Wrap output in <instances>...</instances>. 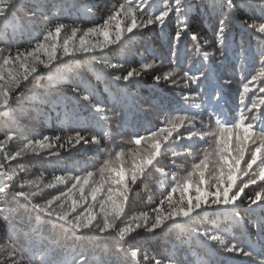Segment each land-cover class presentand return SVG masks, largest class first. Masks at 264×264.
Segmentation results:
<instances>
[{
	"label": "trees",
	"instance_id": "16d2710c",
	"mask_svg": "<svg viewBox=\"0 0 264 264\" xmlns=\"http://www.w3.org/2000/svg\"><path fill=\"white\" fill-rule=\"evenodd\" d=\"M123 2L125 0H22L24 6L10 12L8 20L0 23V65L3 62V55L9 52L14 55L17 49L31 48L56 23H64L67 26L61 39L69 36L73 28L81 30L79 36L86 29L103 24L113 6ZM137 2L138 0H132L133 4ZM190 3L195 7L188 20L189 34L183 36L180 42L181 50L176 64L180 67L181 74L172 78L176 80L174 84L164 81L163 75L174 66L171 43L178 24L175 15L167 22L163 32L159 28L146 29L143 33H137L125 47L114 45L103 52L97 51L88 56L71 58L67 64L60 61L51 71L41 68L42 75H38L31 82H24L22 99L13 103L12 115L0 114V140H3L8 132L19 133L20 139L43 141L47 136L49 140L43 141L47 147L40 150L39 155L31 153L19 162L25 171L20 173L15 190L37 191L35 187H29L30 181H36L40 185V194L35 198L37 202L44 204L54 200L74 183V180L68 179L69 175L83 176L87 171L99 169L109 153L114 155L115 152L121 151V146L123 151L126 150L128 148L126 143L133 136L147 135L161 127L162 122L172 119L171 112L175 111L180 103L184 104L189 112L191 111L193 101L199 102V98H195L194 93L201 91V85L197 88L183 78L184 67L180 66V63L196 60L191 63L189 69L191 74H197L203 66H208L212 69L210 78L213 76L215 68H220V58L216 57L219 54L216 32L220 20L227 17L228 9L224 8L222 12L221 0H190ZM236 3L238 7L226 26L227 58L230 62L235 61L240 46L241 50L245 49L254 56L258 72L264 67L260 63L259 56V53L264 51V42H261L258 34L248 29L242 20H247L249 23L264 21V0H236ZM84 4L91 7L92 11L86 12L81 7ZM161 7L162 0H155L153 9L158 10ZM29 9L37 11L35 18H29ZM13 24L17 26L16 31L12 30ZM192 31L200 37L198 46L190 39ZM192 42L196 46L192 51L193 58H189L188 51L192 48ZM231 46H235V51ZM185 51L188 59L184 58ZM202 52L209 53L207 61L203 57L200 58L203 56ZM251 54L240 58L250 61ZM96 58L107 61L108 64L124 63V67L111 69L103 63L97 64ZM153 61L154 66L149 72L142 73L139 79H133L127 85L121 81L118 86L112 79L113 75L126 74L132 68L140 71V64ZM154 75L161 76L159 84L153 80ZM261 84H264V81H261ZM212 85L214 84H209L208 88ZM73 87H78L80 92L73 93ZM189 93L192 97L188 104H185L181 97ZM86 94L91 95V101L83 99ZM228 100L225 106L230 113H234L239 107L238 103ZM92 102H99L109 110L108 119H99L104 113L93 112L90 107ZM112 110H122L125 113L124 119L119 122L117 119H112ZM150 114L152 115L149 116ZM227 117L229 115L224 119ZM215 118L203 116L202 124L213 127L216 124ZM108 120L112 122L109 123ZM197 125L201 124L197 121ZM77 132L89 141L87 145L83 141L76 147L67 143L68 138ZM181 132H184V129H181ZM92 136L100 140L98 145L90 142ZM57 137L60 139L57 140ZM207 139L210 142V139ZM191 143L187 140L182 141L176 145V149L169 150L160 157L159 168L165 173L175 174L185 170V164L179 165L174 157H185L183 152L190 150ZM62 144L64 147L60 146ZM20 146L19 140L8 143L5 150L0 152V163L7 168L8 162L4 157L18 150ZM52 152H58L59 155H50ZM189 160L191 168L194 162H199L196 155L193 159L189 157ZM11 164L15 166L17 162L12 161ZM93 172L98 179L99 173ZM156 174L160 172L152 169L151 174L144 178L146 182L138 181L137 185L133 186L126 207L125 223L145 215L155 216L153 209L170 191L167 184H154L151 178H155L152 175ZM57 175L65 177V183L57 184L55 188L47 187L55 183L54 178ZM20 185L24 187L21 189ZM261 186L264 187V184ZM254 188L255 186L245 191L248 195H253ZM144 196H148L151 200H145ZM76 197H79L78 192ZM174 199L179 200V192L174 194ZM58 203L59 201H56L53 207ZM4 207L8 211L0 213V244L11 236L17 243L31 249L33 264H43V261L51 258H55L57 264H61L65 258L78 253L86 255L89 264H115L117 261L123 264L124 252L131 248L139 250L138 261H133V264H149L153 257L161 259L171 257L175 264L191 262L194 264L200 258L203 259V264H213L218 255H224L218 257L219 264H247L255 259L236 257L219 251L215 244H209L198 235V230L205 229L224 233L239 242H250L259 248L257 236L248 238L247 233L253 232L254 229L251 224L246 223L256 219L259 211L255 214L250 212L246 200L239 205L238 210L241 214L239 223L230 211L225 212L214 207L202 208L199 215L193 214L194 219L186 228L157 230L154 233L140 230L138 234H134L128 244L123 245L124 252L120 251L121 245L118 243L119 237L116 233L110 236H100L97 232L71 234L69 230L57 228L51 222H47V217L35 213L31 206H26V202L15 196L8 197ZM164 207L167 208V204ZM95 211H99L98 205ZM123 226L121 224V227ZM235 232L240 233V236H232ZM204 243L208 246H203ZM3 255V251L0 250V257ZM145 256L149 258V262L145 261Z\"/></svg>",
	"mask_w": 264,
	"mask_h": 264
},
{
	"label": "snow or ice",
	"instance_id": "6c2138e0",
	"mask_svg": "<svg viewBox=\"0 0 264 264\" xmlns=\"http://www.w3.org/2000/svg\"><path fill=\"white\" fill-rule=\"evenodd\" d=\"M155 0H138L133 4L132 0H125L114 5L110 14L104 19L103 24L96 25L83 31L79 28H73L71 34L61 39V35L66 29L64 23H56L43 34V38L38 40L31 48L17 49L13 55L9 52L2 57L0 65V114L12 115L13 103L22 99V86L24 82L35 80L38 75H42L41 68L51 71L58 62L68 63L69 59L78 56H88L97 51L103 52L112 46L125 47L131 42L137 33H143L146 29L159 28L163 32L170 18L175 15L178 21L177 30L174 33L171 43V55L174 66L170 71L163 75L164 81L176 83L172 79L181 72L176 60L180 55V42L183 36L189 34V16L195 5L190 0H162V7L158 10L153 9ZM22 0H0V23L8 20V14L20 7H23ZM86 12H91L92 8L86 4L81 5ZM223 12L228 9L227 17L221 19L219 28L216 32V44L219 48V55L227 58L228 55V37L226 36V26L232 18L235 9L238 7L236 0H221L220 4ZM29 18H35L37 11L28 10ZM247 28L258 34L261 42H264V21L249 23L242 20ZM12 30L16 31L17 26L12 25ZM190 39L199 45L200 37L192 31ZM199 51V47H197ZM260 63L264 65V51L259 53ZM205 61L209 58L208 52H203ZM156 58H154L155 61ZM153 62H145L139 65L140 71L132 68L126 74H116L112 79L117 82L129 84L133 79H139L142 73L149 72ZM162 62V60H161ZM97 64H105L108 68H123L124 63L108 64L100 58H96ZM212 69L203 66L197 74H191L190 71H183V78L190 81L192 85L200 88L201 82L210 78ZM153 80L159 84L160 75H154ZM264 81V67L253 75L248 83L243 85L241 99L239 101L241 108L239 118L233 123L222 121L219 116L216 118V126L210 129L209 125L201 126L207 131H201L197 127V114L178 115L172 119L162 122V126L147 135H136L129 141L135 145V148L128 152L117 151L113 155L109 153L104 159L103 164L98 169L99 178L96 173L87 171L83 176L69 175V180H74L71 187L62 192L54 200L47 201L44 204L35 199L40 194V185L36 181H30L29 187H35L37 191L25 192L15 190L16 181L20 173L25 169L20 166V161L26 155L34 153L40 154V150L46 149L43 141H48L45 136L43 141L33 139H20V134L8 132L3 140H0V152H3L8 143L19 140L18 150L6 155L5 161L8 162L6 168L0 163V213L8 211L4 204L7 198L15 196L26 202V206H31L35 213L42 214L48 218L57 228L64 230H75L77 233L97 232L100 236H110L116 233L119 237L118 243L121 245L120 251L124 252L123 245L128 244L138 234L140 230L154 233L157 230H168L177 227L186 228L194 219V215H199L202 208H215L231 212L237 223L241 220L239 212L240 203L247 201L248 209L252 213L259 211L256 219L247 221L254 229L248 235L257 236L259 248L250 242H239L234 237L230 238L224 233L213 231L198 230V235L203 237L209 244H215L219 251L236 257L261 258V264H264V96L251 105L245 103V98L249 92L253 91L257 85ZM225 84L230 81L225 80ZM19 90V91H18ZM73 93H79L78 87L72 88ZM259 92L264 93V86L259 87ZM195 98L200 99L199 104H192V107L202 111L215 109L219 107L223 100L222 92L219 86L215 93L205 92L203 90L194 93ZM192 94H184L181 99L188 104ZM86 101H91V95L83 96ZM93 112L100 115V120H106L109 111L99 102L90 103ZM251 113V116L247 115ZM211 114V113H210ZM125 113L112 110V119L122 121ZM111 123V120H108ZM184 129V132H181ZM185 133H187L185 135ZM212 137V141L207 148L202 150L199 162L192 164L191 170L181 179L177 180L173 174V185L167 195L163 197L160 204L153 209L154 217L147 215L135 218L129 223H125L126 207L130 200V193L133 186L138 181L151 174L152 169L160 172L162 178L167 177V173L159 168V159L169 150L174 149L175 145L182 141L196 142V138L203 140L204 137ZM57 140L60 138L57 137ZM73 140L75 143H73ZM81 141L85 145L89 143L87 139L79 132L70 136L67 143L76 147ZM92 144L98 145L100 140L96 136L91 137ZM64 147V145H60ZM66 151L68 149H65ZM50 155L58 156V152H52ZM12 161L17 164L13 166ZM175 163V162H174ZM55 183L47 185L49 188H55L57 184H64L65 177L55 176ZM254 194L248 195L246 189L253 188ZM21 189L24 187L20 185ZM258 189V190H257ZM79 197H76V193ZM179 192V200L174 199V194ZM191 193H194L192 195ZM56 207H53V204ZM167 204V208H165ZM99 207V211H95ZM83 209V211H79ZM121 224L124 226L121 227ZM0 250L4 255L0 257V264H33L30 248H25L23 244L17 243L11 236L0 244ZM139 250L131 248L124 252L123 264H133L138 261ZM149 262L147 256L144 257ZM43 264H57L55 258L43 261ZM61 264H89L88 257L83 253L72 255L65 258ZM115 264H120L119 261ZM149 264H175V261L168 257L161 259L153 257Z\"/></svg>",
	"mask_w": 264,
	"mask_h": 264
},
{
	"label": "rangeland",
	"instance_id": "374dc122",
	"mask_svg": "<svg viewBox=\"0 0 264 264\" xmlns=\"http://www.w3.org/2000/svg\"><path fill=\"white\" fill-rule=\"evenodd\" d=\"M238 106L239 107H237V109H235V112H234L236 114V116H237V119L239 118V110L241 108L240 103H238ZM151 115L152 114H150L149 116H151ZM250 116H251V114H250ZM197 127L201 131H207V130H209V129H204L201 125H197ZM210 129H212V128L210 127ZM207 138H209V137L206 136V137H204L203 140H201V139H199V137H197L196 138V142L195 143L192 142L189 145L190 150H186V151L183 152L185 157H183V158H180V157H177V156L174 157V160H176L179 165L185 164V166H186V169L185 170L178 171V173H176V174L173 173V172H168L167 173L168 175H167L166 178H162L160 174H156L157 176L156 175H152L153 177H155V178H151L153 180L154 184H156V185H158V184H165L166 185L167 184L168 188L171 189V187H172V185L174 183V181L172 179L173 174H175L177 180H178V178L181 179L183 176H185L187 174V171H189L191 169V163H190L189 157H192V159H193L195 157V155H196L197 158H199V159L201 158L202 150L204 148H207L209 146V143H210V142L204 143V141ZM126 144H127V147H128L126 150L123 151L122 150V147L123 146L120 147V149H121L122 152L128 153V152H130L131 150H133L135 148V145L131 144L129 141ZM176 147L177 146L175 145L174 149H176ZM101 164H103V163H101ZM93 171L98 172V169L97 170H93ZM143 181L146 182V179H144ZM191 194L194 195V193H191ZM144 197H145L144 198L145 200H148L149 199L148 196H144ZM149 200H151V199H149ZM69 232L71 234L78 235L77 232H75V231H70L69 230ZM195 236L199 237L198 235H195ZM203 246L207 247L208 245L204 243ZM190 264H192V262ZM194 264H203V259L200 258Z\"/></svg>",
	"mask_w": 264,
	"mask_h": 264
},
{
	"label": "clouds",
	"instance_id": "9594fccd",
	"mask_svg": "<svg viewBox=\"0 0 264 264\" xmlns=\"http://www.w3.org/2000/svg\"><path fill=\"white\" fill-rule=\"evenodd\" d=\"M195 46H196V44L192 42V48L188 51V52L190 53V57H189V58H193V57H192V51H193V49H194ZM180 50H181V48H180ZM186 54H187V51H185V52L183 53L184 58H185V59H188V58L186 57ZM197 57H198V56H197ZM197 57H195V59H197ZM241 60H247V59L243 58V59H241ZM252 60H254V56H252V58H251L250 61H252ZM192 61H194V60H192ZM235 62H236V60L233 61L232 63H235ZM233 67H234V68H237L236 66H233Z\"/></svg>",
	"mask_w": 264,
	"mask_h": 264
}]
</instances>
